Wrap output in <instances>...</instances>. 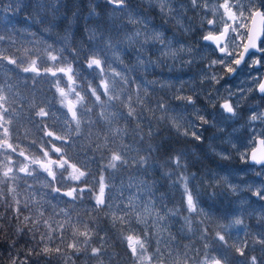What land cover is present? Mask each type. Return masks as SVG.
<instances>
[{
	"label": "rangeland",
	"instance_id": "obj_1",
	"mask_svg": "<svg viewBox=\"0 0 264 264\" xmlns=\"http://www.w3.org/2000/svg\"><path fill=\"white\" fill-rule=\"evenodd\" d=\"M135 1L138 0H127L124 11L113 12L111 6L107 9L108 19H119L127 23L126 26H121V35L117 41L108 38L99 40L95 37H92L91 41V35H89L90 38L88 37L91 56L89 59L93 56L100 59L103 72L95 66L87 67V61L83 65L70 68L68 65L56 69L50 68V84L45 78L40 81V91H43L40 95L45 98L47 109L51 112L49 119L56 122L63 130L71 142L69 145L72 151L76 150L77 144L86 146L89 134L81 133L85 125H96L102 122L105 124L104 132L110 134L109 140L114 139L118 134L121 135L122 140L123 132L115 130L120 119L118 114L124 112L128 115L130 107L134 109V113H138L142 105L140 101L143 98L142 91H151L150 88L156 85L158 77V86L167 96V103L164 104L166 118H160V120L162 122L168 120L170 126L187 140L195 139L191 135L192 131H196L202 139L209 138L201 133L206 125L214 124L217 130L211 131L209 136L214 142L211 145L215 143L216 145L212 146L211 150L219 158L232 163L227 168H218L209 176L213 186L220 185L229 194L225 201L216 202L217 205L224 204L223 202L228 205L225 217H221L222 215L216 210L212 212L211 208L205 205L204 200L207 196L204 194L205 189L202 188V184L205 183L202 179V184L199 182L196 185L197 196L193 194L190 181L194 180V173L190 165L185 163L186 174L174 177L173 182L178 183L185 192L183 197H185L186 211L181 216L182 221L178 223L176 232L170 236L172 223L168 217L162 216L155 210L151 199L146 194L147 186L137 171L139 166L131 163L130 149L123 148L122 141L118 145H112V153L120 155L123 162L117 161L115 168L108 165L101 170L105 185V203L101 206L113 225L122 230L119 232L122 242L129 246L128 236L144 242L142 253L138 245H136L135 254L129 247L130 252L126 259L123 256L119 257L120 264H125L126 260L130 262L129 264H213V258L220 260V264H251L252 257L256 258V264H264V200L254 195L257 190L264 188V171L261 166L256 167L241 160L242 154H249L255 147L256 138H264V122L260 120L249 122V117L253 114L252 109H255L257 113H264V100L260 99L256 90L258 86L252 80L253 76H259L261 80L264 78V61L259 66H252V60L258 58L261 53H255L251 59L248 58L247 63L238 68L234 75L227 72L220 64L209 67L212 61L220 58V55L217 50L213 51L215 48L213 45L202 41L203 36L209 34L213 27L207 24V20L218 21L215 25L217 31L212 32L214 35L222 32L226 23L233 25V21L224 14L223 8L215 14L212 11L215 6L223 4L225 0H205L207 8L202 3L195 9L192 8L190 0H171L163 13L158 0H139L140 4H135L132 8L131 5ZM229 3L248 6V0H229ZM152 7L162 16H159ZM255 7L264 11V0H255ZM168 9L173 11L169 12ZM232 12L239 16L237 8H232ZM129 15H135L137 20L147 21V23H131ZM244 15L247 16L248 12L245 11ZM168 19L174 21V27L170 29L165 21ZM195 21L200 24V31L194 27ZM245 23L248 29L250 21ZM145 30L149 33L154 30L162 34L164 45L168 47H164L158 40H150L141 48L139 43H130L126 38L136 31L144 33ZM244 31L243 28L239 29L235 42L240 46L233 48L226 40L223 45L228 46V51L234 50L237 55L241 52L242 45L246 41ZM140 39L143 41L144 36L141 35ZM109 41L111 47H108ZM194 42H200L201 45L194 49ZM69 46L68 36L60 38L57 41L56 54L49 55L50 59L53 56L56 57L52 63L67 59L69 56L66 50ZM41 50L40 55H43ZM151 50H157L164 62L160 63ZM170 53H175V58ZM1 67L2 64H0ZM179 68L183 69L178 75L175 69ZM257 68H259L258 72ZM60 69L64 71L61 72ZM53 72L56 73L55 76L52 75ZM43 74L40 73V76ZM213 75L216 77L215 80L211 79ZM104 84L108 85L107 92H105ZM6 88L10 89L11 86ZM60 89H63L64 96L61 95ZM97 96L100 97L99 100ZM187 96H191L196 101L195 109L200 110V114L205 116L208 124H203L196 119L194 108L188 105L186 100L178 98ZM200 97L209 101L213 111L212 117L207 116V106ZM68 100L75 104L76 118H72L71 122L66 107ZM226 101L236 108L237 116L232 120L221 121L220 105ZM134 115L137 116V114ZM11 116L10 113L5 122L6 117L3 115L0 117V169L3 173L8 172L6 177H10L11 184L14 182L11 176L14 175L25 174L34 169L45 168L49 171L50 164L54 166L58 162L66 167L64 163L66 158L60 151H56L57 146L63 147L64 140H58L55 137H52L54 141L43 145L39 142L38 157L26 156L25 159L23 154L21 155L22 150L16 154L17 150L14 154V144L10 134ZM152 118L154 120L157 118V113L153 110ZM192 121H195V128L189 127ZM38 131L44 133L43 127ZM185 131L188 132L187 135L184 134ZM81 135H83L82 139H80ZM77 139L79 142L75 145ZM9 145L11 147H8ZM13 156L18 163L15 168ZM9 169L11 171H8ZM62 169L65 171L64 167ZM85 171L79 179H74L77 184L82 181L80 180L82 177L86 178ZM77 175L78 173L72 172L71 169L70 177L73 179ZM207 185H209L208 182ZM99 187L100 183H97L95 190L90 192L94 202L99 194ZM189 194L192 196L194 205V209L191 210L187 202ZM132 205L135 206L134 209ZM120 217L123 219H119ZM237 218L242 221L241 224L233 223ZM250 219L256 225L255 233L245 242V234L251 229ZM177 232L184 234L187 238L181 241ZM218 235H223L224 241H220ZM91 239L92 237L89 242ZM177 244L184 248L182 254L184 256H179ZM100 246L101 243L98 247ZM237 248H241L244 255H240ZM71 249L79 253L78 247ZM96 254L101 260L95 264H114L113 260H117L115 255L103 250L98 249ZM96 254L92 253V255Z\"/></svg>",
	"mask_w": 264,
	"mask_h": 264
},
{
	"label": "trees",
	"instance_id": "obj_2",
	"mask_svg": "<svg viewBox=\"0 0 264 264\" xmlns=\"http://www.w3.org/2000/svg\"><path fill=\"white\" fill-rule=\"evenodd\" d=\"M135 4L139 5V0L131 5L132 8ZM110 6L103 0H0V36L3 37L0 39V117L5 116V122L10 113L12 115L10 134L14 154L22 150L25 159L26 156L38 157L39 142L43 145L54 141L52 137H55L64 140L63 147L57 148L66 158V167L58 162L54 166L50 164L49 171L45 168L34 169L14 175L11 176L13 184L0 169V264H95L101 259L98 254L92 255L94 248L115 255L117 260H113L114 264H120V256L126 259L130 250L119 236L122 230L113 225L103 207L90 196L103 177L101 170L109 165L114 154L111 146L121 141L122 147L131 151L132 165L139 166L137 171L147 186L146 194L155 210L170 219V236L176 232L186 211L185 192L178 183L173 182L174 177L186 174L185 163L194 173L195 178L190 181L193 194L197 196L196 185L199 182L202 184L203 180L202 188L207 196L205 205L212 212L216 210L221 217L228 212L225 202L216 204L225 201L228 192L220 185L213 186L209 179L215 170L227 168L232 163L219 158L211 150L216 143L211 145L214 142L209 133L217 128L214 124L206 125L201 134L209 138L197 143L196 139H184L168 120L162 122L160 118H166L165 106L160 108L158 105L166 104L167 96L158 86V77L151 91H142V105L138 113H134L137 116L124 112L118 114L120 119L115 130L123 132L122 140L119 134L109 140L110 134L104 132L105 124L102 122L85 125L81 133L89 134L86 146L77 144V139V148L72 151L71 142L63 130L49 119L51 112L47 109L45 98L40 95L43 92L40 91V81L45 78L49 82L50 68L85 64L91 57L89 35L91 41L92 37L115 41L120 38L121 26L127 23L108 19L107 9ZM152 9L162 16L154 7ZM165 21L168 29L174 27L173 20ZM194 27L200 31L198 22L195 21ZM65 36L70 40L66 50L69 57L52 63L49 55L56 54L57 41ZM199 45L200 42H194V49ZM40 49L43 55H40ZM152 52L160 63L164 62L157 50ZM9 59L16 60L17 64L9 63ZM32 61H35L37 71L23 72L24 67L33 66ZM183 68L175 69L178 75ZM40 73L44 74L40 76ZM9 86L11 88L7 89ZM200 100L207 106V116L212 117L209 101L202 97ZM41 110L45 115H40ZM152 110L157 113L155 120ZM41 127L44 133L38 131ZM142 160L146 162L142 163ZM13 162L14 168L18 166L14 156ZM71 169L78 174L86 170V178L82 177L77 184L70 177ZM207 182L209 185L206 186ZM72 189L77 190L74 194L76 199L64 194ZM249 227L251 229L245 234V242L255 233L256 225L251 219ZM84 232H87V236L81 234ZM176 234L181 241L187 238L180 232ZM73 247H78L79 253L71 249ZM177 249L179 256H184V248L177 244ZM129 263L126 260L125 264Z\"/></svg>",
	"mask_w": 264,
	"mask_h": 264
},
{
	"label": "snow or ice",
	"instance_id": "obj_3",
	"mask_svg": "<svg viewBox=\"0 0 264 264\" xmlns=\"http://www.w3.org/2000/svg\"><path fill=\"white\" fill-rule=\"evenodd\" d=\"M105 2L108 5L113 6V12L124 11L127 7V0H105ZM158 2L161 4L160 10L163 13V12H165V8L171 2V0H158ZM190 2H191V6L193 9L199 7L202 3L204 4L205 8H207V6H208L207 3H205V0H190ZM9 7L11 8L12 6L9 5ZM234 7L238 9L239 16H237L236 13L232 12V8H234ZM221 8L224 9V14L227 15L228 19L233 21V25H228L226 23L223 31L220 32L219 35H213L212 32L217 31L215 25L218 23V21L215 19L207 20V24L209 26H213V27L210 29L209 34L203 36V40L208 41V42H214L216 47L213 49V51H216L218 49L219 53L221 54L220 58L218 60L212 61L211 64L209 65V67H212V65L220 64V65L224 66V68L227 70V72L236 73L237 69L239 68V66L242 63H245V64L247 63L245 58L248 57L249 59H251L255 55V53H257V52L261 53V55L258 58L252 60V66L255 67V66L261 65L262 61H264V28H262L260 33L257 34L254 30L247 29V25L245 22L251 21L254 24L255 23V17H257V16H259L262 20H264V11H261L259 8L255 7V0H248V6H245L243 4H231V3H229V0H225V2L223 4H218L217 6H215L213 8V10H212L213 14L219 12V10ZM168 11L171 12L173 10L168 9ZM245 11L248 12L247 16L244 15ZM177 14H179V13L177 12ZM129 22H131V23H145V24L147 23V21L137 20L135 15H129ZM241 28L245 29L243 35L246 36V41L242 45L243 51L237 55L234 50L228 51L227 50L228 46L223 45L221 43V41L223 39H227L229 44H231L233 46V48L240 46V45H237L235 42L237 40V35L239 34V29H241ZM141 35L144 36L143 41H141V39H140ZM126 38L129 40L130 43H139L141 48H143L144 45L146 43H148L150 40H152V41L158 40L161 42L162 45H164L163 35L158 33V32H155L154 30L151 33L147 32V30H145L144 33H141L140 31H136L133 34L127 36ZM0 39H3V37L0 36ZM108 47H111L110 41H109ZM164 47H168V45H164ZM170 54L173 56V58H175V53H170ZM229 57L231 59H228ZM52 59L55 60L56 57L53 56ZM9 63L17 64V61L13 60V59H9ZM32 65L33 66H30V67H24L22 69V71L25 73H27L29 71H33V72L37 71V69L34 67L35 61H32ZM232 65H235L236 67H233ZM93 66H95L96 68L100 69L101 72H103L101 60L98 58H95V56H93V58L89 59L88 63H87V67L92 68ZM60 71L63 72L64 69H60ZM69 71H70V69H69ZM241 71H242V69H241ZM258 71H259V68H257V72ZM52 75L55 76L56 73L53 72ZM117 75H119V74L117 73ZM69 79H71V76H69ZM211 79L215 80L216 79L215 75H213L211 77ZM252 80L255 81V83L258 86L256 90L260 94V99L264 100V80H261L259 78V76H253ZM104 88H105V92H107L108 85L104 84ZM60 92H61L62 96L65 95L63 92V89H60ZM76 95L79 98V93H77ZM93 95H95V92H93ZM96 98H97V100L100 99L99 96H97ZM178 98L186 100L187 104L194 108L196 119H198L203 124H208V120L205 118L204 115L200 114V110L195 109L196 101H194L191 96L178 97ZM210 99H211V97H210ZM158 107L164 108V105L159 104ZM220 109H221V113H220V120L221 121L232 120V119L236 118V116H237L236 108H234L232 103H229L226 101L220 105ZM252 113L253 114L249 117L250 123L257 121V120L264 122V113H257L255 111V109H252ZM133 114H134V109H132L130 107L128 115L132 116ZM225 114H227V115H225ZM40 115H45L43 110H41ZM72 116H73V119H75L76 113L72 112ZM77 126H78V124H77ZM189 127L195 128V121H192L189 124ZM177 128H179V125H177ZM184 134L187 135L188 132L185 131ZM48 135L51 136L52 133L49 132ZM191 135L196 140L202 139V137L200 135H198L196 133V131H192ZM259 143L264 144V138H261L259 140ZM8 147H11V145H9ZM56 151L59 152L60 149L57 148ZM22 154L23 153H21V155ZM44 154L47 155V153H44ZM241 160L244 161L245 163H248L249 161H251L252 165H260L262 171H264V155H262L261 157L258 158L256 152L253 151L250 154H248V153L242 154ZM117 161H121V156L118 154H113L111 156V161L109 163V167L115 168L117 166L116 165ZM121 162H123V161H121ZM141 162L143 163L146 161L142 160ZM176 163H177V166H179V158H177ZM8 171H11V169H9ZM20 171H25V169H20ZM49 174L51 175V172ZM4 175L7 176L8 172H5ZM83 175H84L83 172H79V174L73 178L79 179V177L83 176ZM99 183H100L99 194L97 195L96 203L98 205H102L105 203V201H104L105 185H104L103 177H101V180ZM57 191H59V189H57ZM76 192H77L76 189H72L70 191H67L64 194L68 197H72L73 199H76V195H74V194H76ZM82 192H83V189L80 190V193H82ZM254 195L257 196L258 199L264 200V188L257 190L254 193ZM187 202H188L189 209L190 210L194 209L193 199H192L191 194L188 195ZM132 208L134 209L135 206L132 205ZM119 219H123V217H120ZM233 223L234 224H241L242 221L237 218L233 221ZM81 234L87 236V232H84ZM218 239L220 241H224L225 238L223 235H218ZM127 240L129 241V247L131 248L133 254H135L137 251L136 245L139 246L141 253L143 252V250H144V242L143 241H141L139 239L134 240L133 236H128ZM47 250L48 249H45V251H47ZM236 250L240 253V255H244V252L241 248H237ZM92 251L94 254H96L98 252V249L94 248ZM213 264H220V260L213 258ZM251 264H256V258L255 257L251 258Z\"/></svg>",
	"mask_w": 264,
	"mask_h": 264
},
{
	"label": "water",
	"instance_id": "obj_4",
	"mask_svg": "<svg viewBox=\"0 0 264 264\" xmlns=\"http://www.w3.org/2000/svg\"><path fill=\"white\" fill-rule=\"evenodd\" d=\"M262 28H264V20H262L259 16L255 17V23H254V24H253L252 22H250L249 30H254L257 34H259ZM217 35H219V34H217ZM226 40H227V39H223V40L221 41V43L224 44ZM203 42H204V43L211 44V45H213L214 47H216V45H215L214 42H208V41H204V40H203ZM217 50H218V49H217ZM242 51H243V50H242ZM218 52H219V51H218ZM257 53H259V52H257ZM219 54H220V53H219ZM247 58H248V57H246L245 59H247ZM242 65H243V63H242L239 67H241ZM263 80H264V79H263ZM259 95H260V94H259ZM67 109H68L69 117H70V118H73V116H72V112H75V110H74V103H73L72 101H70V100L67 101ZM70 109H71V110H70ZM260 139H261L260 137H258V138L256 139V146H255V148L252 149L251 152H250V153H252L253 151H255L256 154H257V157H258V158L261 157L262 155H264V144L259 143V140H260ZM249 163L251 164V161H249ZM251 165H252V164H251ZM256 166L259 167L260 165H256Z\"/></svg>",
	"mask_w": 264,
	"mask_h": 264
},
{
	"label": "bare ground",
	"instance_id": "obj_5",
	"mask_svg": "<svg viewBox=\"0 0 264 264\" xmlns=\"http://www.w3.org/2000/svg\"><path fill=\"white\" fill-rule=\"evenodd\" d=\"M245 195H246V193H245ZM234 198H236V197H234ZM202 223V222H201Z\"/></svg>",
	"mask_w": 264,
	"mask_h": 264
},
{
	"label": "flooded vegetation",
	"instance_id": "obj_6",
	"mask_svg": "<svg viewBox=\"0 0 264 264\" xmlns=\"http://www.w3.org/2000/svg\"><path fill=\"white\" fill-rule=\"evenodd\" d=\"M261 10V9H260ZM262 11V10H261ZM250 24V23H249ZM257 139V138H256ZM256 141V140H255Z\"/></svg>",
	"mask_w": 264,
	"mask_h": 264
}]
</instances>
